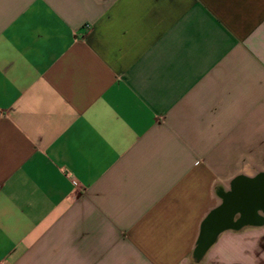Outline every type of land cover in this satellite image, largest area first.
Masks as SVG:
<instances>
[{
	"label": "crops",
	"instance_id": "1",
	"mask_svg": "<svg viewBox=\"0 0 264 264\" xmlns=\"http://www.w3.org/2000/svg\"><path fill=\"white\" fill-rule=\"evenodd\" d=\"M262 174L264 0H0V264H264Z\"/></svg>",
	"mask_w": 264,
	"mask_h": 264
},
{
	"label": "water",
	"instance_id": "2",
	"mask_svg": "<svg viewBox=\"0 0 264 264\" xmlns=\"http://www.w3.org/2000/svg\"><path fill=\"white\" fill-rule=\"evenodd\" d=\"M240 215L235 222L234 216ZM264 217V174L235 180L222 197V206L213 212L204 226L197 254H201L214 237L225 229L258 225Z\"/></svg>",
	"mask_w": 264,
	"mask_h": 264
},
{
	"label": "trees",
	"instance_id": "3",
	"mask_svg": "<svg viewBox=\"0 0 264 264\" xmlns=\"http://www.w3.org/2000/svg\"><path fill=\"white\" fill-rule=\"evenodd\" d=\"M204 223H205V222H204ZM204 223H203V224H204ZM200 239H201V235H200Z\"/></svg>",
	"mask_w": 264,
	"mask_h": 264
}]
</instances>
